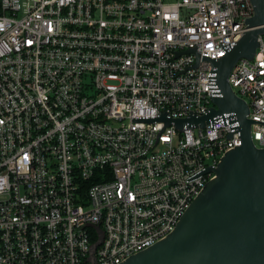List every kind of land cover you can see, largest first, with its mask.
Masks as SVG:
<instances>
[{"label":"built area","instance_id":"1","mask_svg":"<svg viewBox=\"0 0 264 264\" xmlns=\"http://www.w3.org/2000/svg\"><path fill=\"white\" fill-rule=\"evenodd\" d=\"M253 14L251 0H0V264H118L166 236L216 172L186 178L241 131L134 116L217 108L211 61L179 72L196 54L174 50L218 58ZM228 80L264 121V33ZM251 137L264 147V123Z\"/></svg>","mask_w":264,"mask_h":264},{"label":"water","instance_id":"2","mask_svg":"<svg viewBox=\"0 0 264 264\" xmlns=\"http://www.w3.org/2000/svg\"><path fill=\"white\" fill-rule=\"evenodd\" d=\"M251 1L254 14L246 18L242 36L235 44L220 39L225 53L218 58L196 51V46L174 50V57L196 54L195 62L179 72L196 67L200 58L211 61L209 89L217 108L210 107L203 115L192 110L186 116H171L166 109L156 117L134 116L137 121H164L163 128L174 124L180 129L211 122L215 130L214 122L221 121L231 125L227 137L241 131L242 145L226 151L217 167L211 164L186 178L216 172L166 236L118 264H264V147L255 146L251 137L252 123L264 121L248 117L247 103L228 80L240 58L254 56L258 36L264 33V0Z\"/></svg>","mask_w":264,"mask_h":264}]
</instances>
